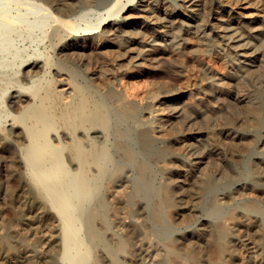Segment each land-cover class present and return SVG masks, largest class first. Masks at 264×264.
<instances>
[{"label": "bare ground", "instance_id": "6f19581e", "mask_svg": "<svg viewBox=\"0 0 264 264\" xmlns=\"http://www.w3.org/2000/svg\"><path fill=\"white\" fill-rule=\"evenodd\" d=\"M30 1L51 22L0 77V264H264V0Z\"/></svg>", "mask_w": 264, "mask_h": 264}, {"label": "rangeland", "instance_id": "374dc122", "mask_svg": "<svg viewBox=\"0 0 264 264\" xmlns=\"http://www.w3.org/2000/svg\"><path fill=\"white\" fill-rule=\"evenodd\" d=\"M123 1H124L123 3L126 2V0H123ZM45 16H46V14L44 13V11L40 7H38L36 4L32 3L30 0H0V30H1L0 31V63H1V60L3 61V57H4V60H6V58H7V60L4 61V63H6V64H4V63L0 64V69H1L0 77L2 75H4V76H2L3 78L10 77L9 79H11V78L13 79L14 75L16 74L15 75L17 77L16 79H19L23 73L22 72L23 71V69H22L23 68V66H22L23 62L20 59L22 58L24 61V59H26V57L28 55L29 56L27 57V59L30 56L35 55L36 52L38 53L39 51H41L42 48H44L46 40L44 39V36H42V34L44 35V33L42 31L45 32L47 30L48 27L46 26L47 27L46 29H44V27L46 25V22L48 21L47 17L50 18L49 16H47V17H45ZM85 17L83 18V20L78 21V23H76L74 25L75 30H82L87 25L92 24L91 21H93V22L95 21L94 23H96V21H97V16H95L93 14L88 15V17L87 16H85ZM44 19H47V21H45ZM50 22L51 21L49 19V21L47 22V25H49ZM40 33H41V37H40ZM37 35H39V36H37ZM41 38H42V40H41ZM35 39L37 40V42L41 40L40 43L35 42L36 41ZM42 41H44V42H42ZM41 45H43V46H41ZM18 52H20V53H18ZM15 53H18L20 55L22 53V57L19 55L17 58ZM14 54H15V56H13ZM14 58H15V60H17L16 63L14 61ZM8 60L14 61L15 64H18V62L20 61L19 62L20 64H18V65H19V67L21 66L20 68L22 70L18 67V65H15L16 67L13 66L14 67L13 69L16 70L17 68H19L20 70L18 69L19 71L17 73H13L14 75H12V72H14V70L11 68L12 66H10L9 68H7V67L11 63H12L11 65H14V63L13 62L7 63ZM21 63H22V65H21ZM7 64H9V65H7ZM4 68H6V69H4ZM2 69H4V72ZM7 69H9V70H7ZM11 69H12V71L10 72ZM6 71L9 74H11L12 76L8 75V73H6ZM20 72H21V75H20ZM1 73H3V74H1ZM18 73H19V76H17ZM173 79L171 77L168 78L169 81L170 80L172 81ZM174 81L176 82L175 79H174ZM0 86H2V84H0ZM2 92H3V89H2V87H0V93H2ZM262 92H263V90H261V91L259 90V92H258L259 95H261ZM0 96H2V95H0ZM5 213H6V218L7 217L8 218L13 217L11 208H8ZM12 219H14V217Z\"/></svg>", "mask_w": 264, "mask_h": 264}]
</instances>
